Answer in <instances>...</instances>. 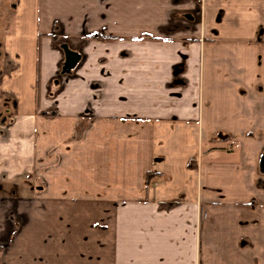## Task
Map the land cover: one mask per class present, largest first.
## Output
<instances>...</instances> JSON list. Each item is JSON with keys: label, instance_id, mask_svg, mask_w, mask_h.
<instances>
[{"label": "crops", "instance_id": "crops-1", "mask_svg": "<svg viewBox=\"0 0 264 264\" xmlns=\"http://www.w3.org/2000/svg\"><path fill=\"white\" fill-rule=\"evenodd\" d=\"M4 3L0 264H264V0Z\"/></svg>", "mask_w": 264, "mask_h": 264}, {"label": "rangeland", "instance_id": "rangeland-1", "mask_svg": "<svg viewBox=\"0 0 264 264\" xmlns=\"http://www.w3.org/2000/svg\"><path fill=\"white\" fill-rule=\"evenodd\" d=\"M10 3H11V0H7V3H4L5 8H7L8 11H11ZM63 66H64V68L67 67L66 65H63ZM61 68H62V65H61ZM65 69L69 70V69H71V67H67ZM4 103H6V102L3 99H0V121H3V122L7 123V122L10 121V118H11L10 116H11L12 106L13 105H11L12 102H7L10 105H4Z\"/></svg>", "mask_w": 264, "mask_h": 264}, {"label": "water", "instance_id": "water-1", "mask_svg": "<svg viewBox=\"0 0 264 264\" xmlns=\"http://www.w3.org/2000/svg\"><path fill=\"white\" fill-rule=\"evenodd\" d=\"M78 57L71 51H66V66L72 67L76 64ZM260 166H264V154L262 155Z\"/></svg>", "mask_w": 264, "mask_h": 264}]
</instances>
